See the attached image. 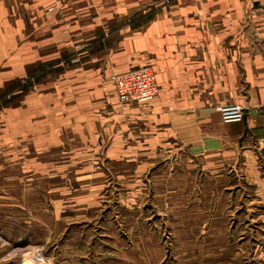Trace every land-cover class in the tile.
Here are the masks:
<instances>
[{
	"label": "crops",
	"instance_id": "0c3cea01",
	"mask_svg": "<svg viewBox=\"0 0 264 264\" xmlns=\"http://www.w3.org/2000/svg\"><path fill=\"white\" fill-rule=\"evenodd\" d=\"M172 1L0 0V89L58 73L32 101L47 113L12 114L1 154L15 134L47 158L36 166L78 152L81 186L115 184L133 214L144 201L161 218H264V0ZM142 68L157 98L121 104L112 75ZM233 104L245 118L224 123Z\"/></svg>",
	"mask_w": 264,
	"mask_h": 264
},
{
	"label": "rangeland",
	"instance_id": "374dc122",
	"mask_svg": "<svg viewBox=\"0 0 264 264\" xmlns=\"http://www.w3.org/2000/svg\"><path fill=\"white\" fill-rule=\"evenodd\" d=\"M41 70L0 89V133L18 111L47 113L46 103L32 101L53 92L40 86L58 73ZM13 136L8 152L0 151V264H37V254L41 264H264L263 217L161 218L157 210L145 212L144 201L133 214L115 184L100 187L98 197L81 186L84 155L70 152L54 167L36 166L47 158L31 140L22 145ZM87 196L98 199V208L85 216L78 203Z\"/></svg>",
	"mask_w": 264,
	"mask_h": 264
},
{
	"label": "built area",
	"instance_id": "2783aa9c",
	"mask_svg": "<svg viewBox=\"0 0 264 264\" xmlns=\"http://www.w3.org/2000/svg\"><path fill=\"white\" fill-rule=\"evenodd\" d=\"M172 4V0H167ZM52 10V9H50ZM119 102L127 104H149L159 94L156 73L151 68H142L121 75L112 76ZM224 123H240L245 118L246 109L240 104L217 108Z\"/></svg>",
	"mask_w": 264,
	"mask_h": 264
},
{
	"label": "bare ground",
	"instance_id": "6f19581e",
	"mask_svg": "<svg viewBox=\"0 0 264 264\" xmlns=\"http://www.w3.org/2000/svg\"><path fill=\"white\" fill-rule=\"evenodd\" d=\"M37 264H41L42 263V255L41 254H37L36 258H35ZM30 262V261H29Z\"/></svg>",
	"mask_w": 264,
	"mask_h": 264
}]
</instances>
